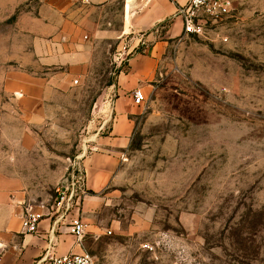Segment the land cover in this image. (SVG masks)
I'll return each instance as SVG.
<instances>
[{"label":"rangeland","instance_id":"1","mask_svg":"<svg viewBox=\"0 0 264 264\" xmlns=\"http://www.w3.org/2000/svg\"><path fill=\"white\" fill-rule=\"evenodd\" d=\"M231 1L228 19L168 46L124 158L100 193L87 191L94 204L83 200L81 219L95 264H264V0ZM125 4L0 8V161L21 180L27 209L53 207L127 71L137 47L126 21L139 8L127 17ZM30 57L50 93L23 114L1 85Z\"/></svg>","mask_w":264,"mask_h":264},{"label":"crops","instance_id":"2","mask_svg":"<svg viewBox=\"0 0 264 264\" xmlns=\"http://www.w3.org/2000/svg\"><path fill=\"white\" fill-rule=\"evenodd\" d=\"M16 0H0L1 10H13ZM92 1V0H87ZM186 0H126L125 12L128 17L132 6L139 13L126 21L127 30L133 36L132 48H136L128 61L127 71L120 73L114 84V98L107 103L102 115L109 118L104 129L92 136L91 146L96 151L89 153L82 161L85 173V186L88 192L100 193L111 181L121 158H124L135 131L134 117L137 106L132 103V92L140 89L148 93L157 73L159 62L168 46L173 42H182L183 25L174 17L177 7ZM3 13L0 14V18ZM55 37L53 42L55 41ZM48 47V46H47ZM45 48V47H44ZM25 59V58H24ZM19 70L5 69L2 77V92L7 99L19 106V112L28 114L27 108L40 105L44 96L50 93L47 80L35 77L31 73L42 66V62L24 61ZM13 62V57L8 59ZM145 95V94H144ZM14 97V98H13ZM5 106L0 107V126L4 121ZM0 133L3 134V131ZM0 161V264H34L47 256L80 254L85 251V241L92 233L87 227L83 238L78 241L71 235L66 217L54 223L48 211H40L44 217L39 221L35 233L26 232L22 226V217L27 210L23 206L24 194L19 178L6 174ZM84 202L94 204L93 196H87Z\"/></svg>","mask_w":264,"mask_h":264},{"label":"built area","instance_id":"3","mask_svg":"<svg viewBox=\"0 0 264 264\" xmlns=\"http://www.w3.org/2000/svg\"><path fill=\"white\" fill-rule=\"evenodd\" d=\"M233 10L234 6L231 0H186L183 5L177 7L174 17L179 18L182 22L183 36H202L211 27H216L228 19ZM132 103L137 107L145 103V95L140 89H135L132 92ZM99 114L98 118L101 123L98 131H101L109 118L103 116L101 112ZM91 143H93L92 138L84 141L80 155L71 163L64 183L55 188L53 207L48 210L49 216L54 219L55 224H59V221L71 215L68 227L71 235L78 241L83 238L87 227L81 219L82 203L87 196L82 161L89 153L96 151ZM43 217L41 212L27 209L23 213L22 226L26 232L35 233L37 225ZM34 264H95V262L93 257L84 251L80 254H68L60 257L47 256Z\"/></svg>","mask_w":264,"mask_h":264}]
</instances>
